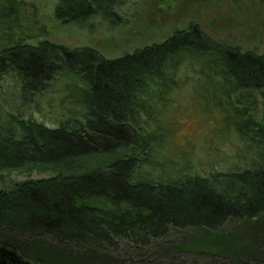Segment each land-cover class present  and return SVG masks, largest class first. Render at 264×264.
<instances>
[{"label": "trees", "instance_id": "trees-1", "mask_svg": "<svg viewBox=\"0 0 264 264\" xmlns=\"http://www.w3.org/2000/svg\"><path fill=\"white\" fill-rule=\"evenodd\" d=\"M124 1L58 0L54 16L118 25ZM24 4L0 0V171L46 165L59 174L0 190V247L33 264H264V122L247 105L255 92L264 97V53L218 41L197 22L116 58L32 44ZM70 75L79 82L51 90ZM8 76L14 95L2 89ZM188 88L201 98L191 102L218 108L227 126L220 136L234 153L219 169L200 172L203 162L175 147L165 127ZM45 91L50 110L57 106L52 123L25 113L42 109ZM143 116L154 125L146 133ZM123 149L131 153L121 157ZM102 156L111 159L90 166Z\"/></svg>", "mask_w": 264, "mask_h": 264}, {"label": "rangeland", "instance_id": "rangeland-1", "mask_svg": "<svg viewBox=\"0 0 264 264\" xmlns=\"http://www.w3.org/2000/svg\"><path fill=\"white\" fill-rule=\"evenodd\" d=\"M21 1L25 3V18L32 28V38L28 40L32 44L49 39L71 48L95 47L104 56L116 58L145 45L162 42L175 30L187 28L190 23L197 22L218 41L239 45L244 50L251 49L264 53V0H125L116 7L123 18L118 25L110 23L102 15L94 16L86 24H62L54 16L58 0ZM191 58L198 66L200 59L195 56ZM185 66V71L189 73L193 71V68L188 67L189 62ZM62 77L57 78L51 90L62 87L72 79L79 82L73 75ZM2 89L9 90V95L16 94L17 87L12 77L8 76L3 80ZM186 91L189 94L183 95L184 101H181V105L175 104L170 108V116L165 122V127L172 129V135H177L172 138L175 147L181 150L185 148L189 154L195 155L196 164L203 162L198 168L194 164V168L200 172L219 169L230 162L229 155L234 153L233 143L220 136L221 128L227 129L226 124L223 125L221 122L222 113L218 108L206 112L203 103L191 102L194 94L201 99L197 92L192 88ZM48 92L41 94L43 103L41 110L34 103L33 109L25 113L30 115L34 111L39 119L52 123L57 106L53 107L54 111L50 110ZM199 92L204 93V90ZM247 98L250 99L247 105L251 106L257 120L264 122V97L255 92ZM5 105L8 107V104ZM1 116L0 113V121L4 118ZM142 119V131L145 133L151 131L154 125L144 116ZM214 135L217 136L214 138ZM164 144L163 152L168 156H175L176 149L166 141ZM130 153L131 149H123L118 155L125 157ZM179 156L185 155L176 157ZM110 159L108 156L94 157L89 164L91 163V167L103 165ZM57 174H59L57 169L46 165L1 170L0 190H9L17 182L27 179L47 178ZM114 254L119 257L117 253ZM23 259L30 264L36 262L24 257Z\"/></svg>", "mask_w": 264, "mask_h": 264}, {"label": "water", "instance_id": "water-1", "mask_svg": "<svg viewBox=\"0 0 264 264\" xmlns=\"http://www.w3.org/2000/svg\"><path fill=\"white\" fill-rule=\"evenodd\" d=\"M0 248V251L3 250L0 253V264H30L23 259V256L16 249L5 246Z\"/></svg>", "mask_w": 264, "mask_h": 264}]
</instances>
